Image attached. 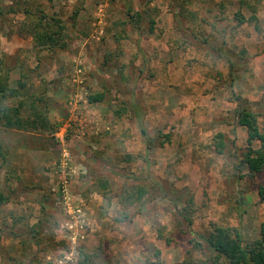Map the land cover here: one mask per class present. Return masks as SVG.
Masks as SVG:
<instances>
[{"label": "rangeland", "instance_id": "1", "mask_svg": "<svg viewBox=\"0 0 264 264\" xmlns=\"http://www.w3.org/2000/svg\"><path fill=\"white\" fill-rule=\"evenodd\" d=\"M0 8V77L13 87L28 77L24 92L48 120L28 131L0 122V193L10 198L0 208V264L70 254L69 264H222L205 241L215 228L261 238L264 171L242 163L250 145L238 111L256 114L264 133V0ZM56 32L54 43L37 38ZM96 94L105 100L91 103ZM132 188L146 191L142 200L128 197Z\"/></svg>", "mask_w": 264, "mask_h": 264}, {"label": "trees", "instance_id": "2", "mask_svg": "<svg viewBox=\"0 0 264 264\" xmlns=\"http://www.w3.org/2000/svg\"><path fill=\"white\" fill-rule=\"evenodd\" d=\"M251 21L259 25L257 18L254 17ZM61 30H63V27H61ZM58 35V32H56L50 35L38 36L37 38L42 42L51 41L54 43L56 42L54 36L58 37ZM27 79L28 77L22 76L17 82V86L13 87L12 85L10 86V81H4L0 77V122H2V127L7 130L28 131L31 128L36 129L39 124L45 127V123L48 122L43 112L36 107V102L41 101V99L30 97L28 99V95L24 92L28 86ZM24 97L27 99L21 100L13 108L4 106V100L8 98L17 100ZM104 100L105 94L89 96L91 103H101ZM26 111L29 112V115H24ZM238 116L240 126L246 128L248 132L250 145L242 163L246 165L253 175L260 174L264 171V133L259 129L257 115L251 110L241 109L238 111ZM166 140L169 142L170 137L166 136ZM254 143H258L259 148H254ZM99 183L102 187V195L109 198L112 192L110 183L102 180ZM125 193L131 200L140 201L146 191L143 188H132ZM258 195L261 201L264 202L263 185L259 186ZM45 201L48 200L46 199ZM7 203H10V198L0 193V208ZM205 241L209 250L216 255L215 261L223 260L222 264H264V230L261 238L247 242L237 229L215 228L214 232ZM81 264H94V262L92 257L85 256V260Z\"/></svg>", "mask_w": 264, "mask_h": 264}, {"label": "built area", "instance_id": "3", "mask_svg": "<svg viewBox=\"0 0 264 264\" xmlns=\"http://www.w3.org/2000/svg\"><path fill=\"white\" fill-rule=\"evenodd\" d=\"M56 137H57L59 143H61L62 146H65V143H66L65 136L63 134L59 133V134H56ZM63 159L64 160H63V163H62L63 164L62 167L66 169V167H68V165H69V162L71 161L70 154H69V152L66 149H64V151H63ZM69 185H70L69 180H67V178L64 179V181L62 182V185H61V192H62V195H63V198H64L65 201L71 200V195L72 194H71V189H70ZM77 213L78 214L81 213V209L80 208H78ZM69 237L72 240L71 243L74 242V244H76L77 237H74L73 235L69 236ZM71 256H72V254H70V256L65 257L64 260L57 259V260H55L54 264H69V262L72 261V257ZM49 262L51 263L52 261L50 260Z\"/></svg>", "mask_w": 264, "mask_h": 264}]
</instances>
